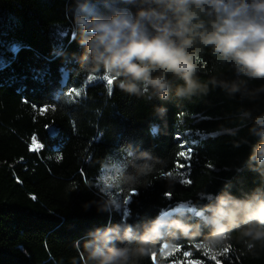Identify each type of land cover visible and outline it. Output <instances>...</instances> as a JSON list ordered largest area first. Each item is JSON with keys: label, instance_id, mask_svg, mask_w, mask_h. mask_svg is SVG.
<instances>
[{"label": "trees", "instance_id": "trees-1", "mask_svg": "<svg viewBox=\"0 0 264 264\" xmlns=\"http://www.w3.org/2000/svg\"><path fill=\"white\" fill-rule=\"evenodd\" d=\"M88 2L90 13L100 16L137 7L126 0ZM77 3L0 0V264H74L75 241L94 228L121 220L139 228L158 214L177 213L194 223L216 194L240 198L264 185L246 162L258 138L249 134L251 121L241 118L242 109L264 110V97L229 96L209 85L206 95L178 100V80L167 100L109 86L103 73L84 71L78 62ZM201 55V84L217 76L245 81L249 89L262 83L216 64L209 49ZM221 128L237 129L236 135ZM143 151L153 159L135 191L110 187L122 171L143 163L137 156ZM179 151H190V158ZM108 198L116 208L102 210ZM207 233L203 228L200 236L167 246L193 250ZM164 243L136 264H161ZM219 248L229 251L199 257L204 264H264V247L257 243L254 254L247 252L235 232Z\"/></svg>", "mask_w": 264, "mask_h": 264}, {"label": "clouds", "instance_id": "clouds-1", "mask_svg": "<svg viewBox=\"0 0 264 264\" xmlns=\"http://www.w3.org/2000/svg\"><path fill=\"white\" fill-rule=\"evenodd\" d=\"M126 2L137 5L134 13L113 8L100 16L90 13L88 0H78L72 20L83 49L78 62L84 71L103 73L119 90L136 97L167 100L173 80L180 81L173 93L178 100L206 95L209 85L229 96L240 94L253 101L264 97V0ZM206 49L216 64L262 83L249 89L245 81L217 76L201 84L197 73L204 68L201 53ZM156 111L162 114L165 109ZM241 118L251 121L249 134L258 138L250 145L246 162L250 170L264 177V110L256 106L242 109ZM221 132L234 136L237 129L221 128ZM137 156L143 163L131 173L122 171L113 189L135 191V182L147 174L151 168L147 161L153 159L147 151ZM109 208H116L111 198L101 205L102 210ZM200 212L194 223L186 213H177L158 214L139 228L124 220L94 228L75 241L79 260L74 264H136L154 252L158 242L165 241L167 246L182 237L194 239L203 228L208 229L203 244L211 248L232 239L234 232L247 252L254 254L257 243L264 247V185L240 198L222 191L200 206Z\"/></svg>", "mask_w": 264, "mask_h": 264}, {"label": "rangeland", "instance_id": "rangeland-1", "mask_svg": "<svg viewBox=\"0 0 264 264\" xmlns=\"http://www.w3.org/2000/svg\"><path fill=\"white\" fill-rule=\"evenodd\" d=\"M117 178L110 183V187L115 184ZM200 246V247H197ZM189 253V255H185ZM221 255L220 248H211L206 244L198 243L193 245V250H186L181 247L163 246L159 250V260L161 264H204V260L199 256L207 259Z\"/></svg>", "mask_w": 264, "mask_h": 264}, {"label": "snow or ice", "instance_id": "snow-or-ice-1", "mask_svg": "<svg viewBox=\"0 0 264 264\" xmlns=\"http://www.w3.org/2000/svg\"><path fill=\"white\" fill-rule=\"evenodd\" d=\"M103 78L107 81V83H108L109 86L112 85L113 81H112L111 78H109V77H107V76H105V77H103ZM88 79H89V81H91V80H93V77H92V76H89ZM73 91H75V90H73ZM177 155H178L179 157H184L185 159H187V158H190V151L187 152V153H186L185 151H179ZM180 166L182 167L183 165H180ZM169 174L172 175V173H169ZM167 195L170 196V193L167 194ZM197 247H200V246L197 245ZM228 251H229L228 249L224 250V251L221 253V255H225ZM185 255H189V253H185ZM212 259H216V257H212Z\"/></svg>", "mask_w": 264, "mask_h": 264}]
</instances>
